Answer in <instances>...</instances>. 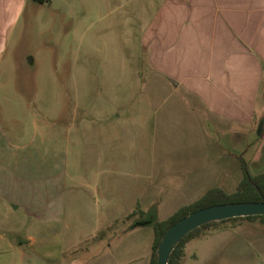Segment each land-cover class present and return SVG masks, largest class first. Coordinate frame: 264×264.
I'll use <instances>...</instances> for the list:
<instances>
[{"label": "crops", "instance_id": "obj_1", "mask_svg": "<svg viewBox=\"0 0 264 264\" xmlns=\"http://www.w3.org/2000/svg\"><path fill=\"white\" fill-rule=\"evenodd\" d=\"M136 6L125 11L139 14L126 16L125 27L143 22L141 43L164 91L156 92V106H167L158 129L183 133L165 134L152 150L151 101L128 113L120 103L85 108L67 134L41 118L31 140L0 124V264H64L67 253L90 247L107 252L96 264H150L155 232L143 220L166 219L214 187L228 192L232 177L234 184L243 177L242 159L254 174L264 172V0H143ZM208 128L235 131L227 133V152L216 150L222 143L210 139ZM73 129H80L87 148L85 175L67 155L70 170L63 172ZM241 130L257 136L251 154ZM100 194L103 202L91 201ZM138 207L144 214L131 216ZM242 248L252 246L246 241ZM186 257L198 261L195 252Z\"/></svg>", "mask_w": 264, "mask_h": 264}, {"label": "rangeland", "instance_id": "obj_2", "mask_svg": "<svg viewBox=\"0 0 264 264\" xmlns=\"http://www.w3.org/2000/svg\"><path fill=\"white\" fill-rule=\"evenodd\" d=\"M142 2L0 0V124L5 130L13 126L31 140L36 124L46 118L56 121L67 134L69 127H77L75 120L85 108L99 111L120 103L128 113L131 108L142 110L151 101L152 150L154 141L166 138L165 134L169 139L179 138L183 132L175 128L166 125L158 129V119L167 106H161L162 110L156 106V102H160L156 92L164 91L153 74L148 51L141 43L143 22L138 21L135 29L125 27L126 16L139 15L125 11L131 12ZM133 24L131 22L130 26ZM145 94L151 100H146ZM205 132L210 139L217 138L222 143L216 150L227 152V133L235 131L208 128ZM240 132L245 137L248 134L247 151L251 154L256 149L257 136L245 130ZM189 133L196 135L198 131ZM80 134V129H73L67 138L62 154L65 173L71 164H65L67 155L69 160L72 157V168H76L77 173L87 174L90 164L86 161L87 148ZM74 139L75 145L72 144ZM239 182L240 179L234 184L232 177V184L226 190L234 192ZM91 201L103 202L104 195H91ZM138 219L140 215L127 223L132 225ZM246 236L247 240L242 243L241 238ZM246 241L253 253L250 248L249 254L243 251ZM262 246L264 224L260 221L227 220L202 230L187 242L185 252L189 256L195 252L198 261L184 255L181 264H262ZM67 254L64 264H96L107 252L101 249L99 254L90 247L88 251Z\"/></svg>", "mask_w": 264, "mask_h": 264}, {"label": "trees", "instance_id": "obj_3", "mask_svg": "<svg viewBox=\"0 0 264 264\" xmlns=\"http://www.w3.org/2000/svg\"><path fill=\"white\" fill-rule=\"evenodd\" d=\"M38 2H45L47 0H35ZM242 168H243V177L238 183V186L234 192H226L220 187H214L209 189L203 196H201L196 201L186 204L180 207L175 211L171 216L166 219H158L154 216H149L147 220H143V223H147L153 226L155 237L152 248V258L150 264H157L158 261V246L162 240L163 235L167 229L179 221L181 218L189 215L193 211H196L200 208H204L213 204L220 203H231V202H250V201H260L264 200V172L254 174L247 162L242 159ZM144 214V211L138 207L131 214ZM238 219H247L250 221L258 220L261 224H264V215H251V216H242L234 217L230 219H225L221 221H212L198 227L188 233L185 237L174 248L168 264H180L182 258L185 255V247L187 242H189L194 237L198 236L202 230L207 229L211 226L216 225L219 222L227 220H238Z\"/></svg>", "mask_w": 264, "mask_h": 264}, {"label": "water", "instance_id": "obj_4", "mask_svg": "<svg viewBox=\"0 0 264 264\" xmlns=\"http://www.w3.org/2000/svg\"><path fill=\"white\" fill-rule=\"evenodd\" d=\"M251 215H264V200L213 204L193 211L167 229L158 246L157 264H168L176 245L194 229L212 221Z\"/></svg>", "mask_w": 264, "mask_h": 264}]
</instances>
